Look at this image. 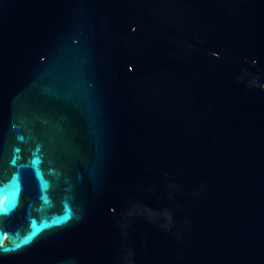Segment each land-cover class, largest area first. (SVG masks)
I'll use <instances>...</instances> for the list:
<instances>
[{"label": "water", "instance_id": "water-1", "mask_svg": "<svg viewBox=\"0 0 264 264\" xmlns=\"http://www.w3.org/2000/svg\"><path fill=\"white\" fill-rule=\"evenodd\" d=\"M0 264H264V0H0Z\"/></svg>", "mask_w": 264, "mask_h": 264}]
</instances>
